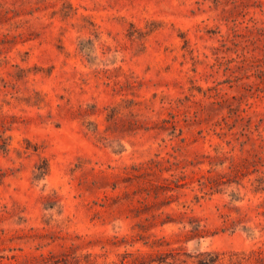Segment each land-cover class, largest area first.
<instances>
[{"label":"rangeland","instance_id":"rangeland-1","mask_svg":"<svg viewBox=\"0 0 264 264\" xmlns=\"http://www.w3.org/2000/svg\"><path fill=\"white\" fill-rule=\"evenodd\" d=\"M0 264H264V0H0Z\"/></svg>","mask_w":264,"mask_h":264}]
</instances>
